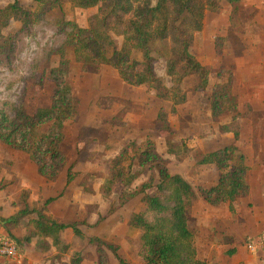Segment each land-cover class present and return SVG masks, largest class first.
I'll list each match as a JSON object with an SVG mask.
<instances>
[{
	"label": "rangeland",
	"instance_id": "374dc122",
	"mask_svg": "<svg viewBox=\"0 0 264 264\" xmlns=\"http://www.w3.org/2000/svg\"><path fill=\"white\" fill-rule=\"evenodd\" d=\"M214 1L219 9L207 10L204 31L195 34L191 49L201 64L209 67V85L203 90L199 88L198 76L185 78L181 86L185 103L176 104L175 99H163L147 87L130 86L111 66L103 65L97 69L89 62H76L73 52L68 53L70 84L80 115L66 125L61 147L66 158L65 168L55 182L41 177L42 182L38 183L28 178L31 180L28 190H21L16 178L11 182L8 177L0 181V192L11 189L17 196L0 203L3 207L0 208V234L20 240L30 237L36 214L30 213L16 223L14 216L25 207L31 212L54 199L47 206V215L59 223H76L82 236L67 230L61 234L63 243L59 246H53L51 239L35 237L31 244L25 245L18 262L0 261V264H71L77 257L81 258V264H98L97 248L89 244L91 237L118 246L119 255L126 263L142 264L139 256L141 232L129 227L128 222L143 208L144 194L121 206L120 197L127 191L124 184H117L111 192L105 193L112 162L122 149L129 146V155L123 163L124 173L128 179L134 174L138 176L132 181L131 188L147 181L150 175L154 176L156 184L159 183L156 170L140 167V153L136 149L151 139L156 143L157 153L166 160L170 174L182 176L201 197L199 190L211 186L216 177L213 172L202 170L199 161L206 154L234 142L232 135L220 131L222 126L230 124L232 114L219 118L211 114L214 86L223 84L230 72L234 77V100H229L228 106L236 104L238 107L241 136L237 144L246 155L247 183L249 181L252 189L257 190L255 170L260 169L264 174V0ZM15 3L29 13L30 21L25 27L22 21L11 20L3 32L13 37L14 50L0 52V110L11 121L18 122L21 111L32 116L39 108L51 103L54 84L49 73L59 64L57 50L66 37L63 23L74 22L87 28L89 19L98 14V7L81 9L66 3L61 8L51 9L38 6L35 0H0V8ZM137 5L138 2H134V7ZM113 38L121 48L123 37L113 35ZM3 43L1 40L0 44ZM153 48L155 72L164 85L171 88L167 63L173 57L172 45L167 41ZM133 59L142 62L138 52H134ZM223 71L226 73L222 74ZM160 113L163 115L161 119ZM15 165H34L36 168L28 154L13 150L0 141V173L11 171ZM70 167L74 179L67 185ZM24 193H28L25 200L22 198ZM148 193L155 192L149 190ZM254 196L259 194L254 192ZM234 217L237 220L234 224H239L243 233H254L244 234L243 244L247 250L248 244L264 235V220L256 224L253 212L250 215L246 211L234 214ZM189 225L195 230L197 244L208 238L206 226L210 224L205 222L202 225L191 214ZM219 228L221 226L217 224L216 229ZM63 245L69 246L66 253L61 250ZM200 253L202 258L208 255L206 259H210L203 247ZM106 254L110 264H119L112 252L106 251ZM226 254L225 250L215 249L208 264H227ZM253 259L264 264L262 254L254 255Z\"/></svg>",
	"mask_w": 264,
	"mask_h": 264
},
{
	"label": "trees",
	"instance_id": "16d2710c",
	"mask_svg": "<svg viewBox=\"0 0 264 264\" xmlns=\"http://www.w3.org/2000/svg\"><path fill=\"white\" fill-rule=\"evenodd\" d=\"M134 2H138L136 7ZM35 3L51 9L61 8L66 3L81 9L98 7V14L89 19L87 28H81L74 22H62L66 37L57 50L59 64L49 73V79L54 84L50 105L39 108L32 116L21 111L18 122L11 121L0 110V141L13 150L28 154L36 164L38 174L50 182L58 179L66 165V158L61 151L66 125L80 115L78 101L70 84V51L76 62H89L97 69L109 65L126 84L153 89L163 99H175L176 104L186 102L181 88L185 78L198 76L199 88L203 90L209 85L210 69L201 64L191 49L195 34L204 31L207 10L219 9L214 0H156L155 5L153 0H35ZM29 17V13L19 3L0 8V41H4L0 44L1 53L14 50L13 37L3 34L11 20H20L28 27ZM113 35L123 37L121 48L117 47ZM167 41L173 50V57L167 63V75L172 78L171 88H167L157 76L156 58L153 55L154 45ZM134 52L141 54L142 62L133 59ZM225 73L223 71L222 74ZM228 74L223 84L214 86L211 114L214 118L232 114L230 124L222 126L220 131L221 134L232 135L234 142L206 154L198 164L213 166L219 171L215 186L199 190L203 200L213 207L228 206L233 212L235 202L249 197L250 186L247 183L249 167L246 155L236 145L241 136L240 113L236 104L228 106L229 100H234V77L232 72ZM162 117L160 113L159 119ZM136 149L140 153V167L156 170L159 183L156 184L154 176L150 175L147 181L131 188L132 181L137 180L138 176L134 174L128 179L124 173L123 163L130 150L128 146L114 158L104 192H111L117 184H124L127 191L120 197L121 206L144 194L143 208L128 222L129 227L141 232L140 258L144 264H207L198 257L196 233L189 225L194 204L198 200L195 189L182 176L170 174L166 160L157 153L153 140H146ZM73 179L70 167L67 170V185ZM149 190L155 193L146 194ZM27 196L28 193H24L22 198L25 200ZM53 201L49 199L42 208L31 212L25 207L14 216L15 223L30 213L37 216L32 221L30 237L20 240L8 235L16 244L20 256L24 253L25 245L31 244L35 237L51 239L53 246H59L63 243L61 234L67 230H72L78 237L82 236L76 223H59L47 215V206ZM89 244L97 248L98 264H110L106 251L112 252L119 264H128L120 257L119 247L113 243L91 237ZM68 248V245H63L61 250L66 253ZM81 262V258L77 257L71 264Z\"/></svg>",
	"mask_w": 264,
	"mask_h": 264
},
{
	"label": "crops",
	"instance_id": "0c3cea01",
	"mask_svg": "<svg viewBox=\"0 0 264 264\" xmlns=\"http://www.w3.org/2000/svg\"><path fill=\"white\" fill-rule=\"evenodd\" d=\"M237 146L239 147V144H237ZM36 168L34 167V165H15V167L12 168L11 171L3 170V172L0 173V181L2 179L5 180V178L8 177L9 181L11 182L13 181V178H16V184H19V188L21 190H28L30 188L29 185L31 181L28 178L36 180L38 181V183L42 182L41 176L38 174V169L36 170ZM203 168L207 169L209 172H213V175L216 177L214 183L211 186H207L204 188L215 186L218 182L219 171H217L213 166L208 165L202 166V170ZM255 172L256 187H258L257 190L254 191L251 187L250 182L248 181V184L250 186V195L248 198L241 199L235 202L233 204V212L234 214H239L240 212L246 211L249 212L250 215L251 212H253L254 222L257 224L260 220H264V174H261L260 169L255 170ZM8 190L10 191H7L6 189L4 193L0 192V203L2 202V204H4L5 201L9 202L12 200V198L17 197L14 193L15 191L13 192L11 189ZM254 192L256 194H259V196H254ZM3 196H6L5 199ZM197 196L198 200L194 204L191 214H193L195 218H197L198 221L202 223V225L205 222L206 224L208 223L211 225L206 226L208 228L206 232L208 238H206L203 243L199 242L197 244L196 238L195 245L197 248L198 257L208 264V261L210 262V260L213 259L215 249L220 248L222 250H225L227 253L225 256V258L227 259V264H258V261L253 259L254 255H249L243 244L244 237L254 233H243L242 229L239 227V224H234V222L237 220L235 219L234 214L232 216L233 212L229 210L228 206L221 205L218 207H213L207 204L198 194ZM0 208L3 207L0 205ZM1 217L5 218V216L3 215ZM238 221L241 222V220ZM217 224H220L221 228L216 229ZM224 225H226L225 228ZM1 230L2 228L0 227V231ZM258 234L256 233V235ZM219 243L220 245H218ZM202 247L203 250L206 251V254H210V259H206L208 255L203 256L202 258L200 253ZM214 261L218 262L216 259ZM142 264H144L143 261Z\"/></svg>",
	"mask_w": 264,
	"mask_h": 264
},
{
	"label": "built area",
	"instance_id": "2783aa9c",
	"mask_svg": "<svg viewBox=\"0 0 264 264\" xmlns=\"http://www.w3.org/2000/svg\"><path fill=\"white\" fill-rule=\"evenodd\" d=\"M247 251L253 255L262 254L264 257V235L248 244ZM19 260L20 254L16 244L9 239L8 235L0 234V261L14 263Z\"/></svg>",
	"mask_w": 264,
	"mask_h": 264
}]
</instances>
